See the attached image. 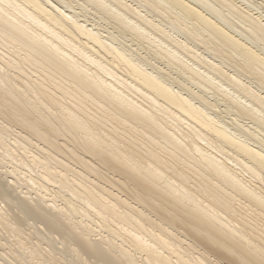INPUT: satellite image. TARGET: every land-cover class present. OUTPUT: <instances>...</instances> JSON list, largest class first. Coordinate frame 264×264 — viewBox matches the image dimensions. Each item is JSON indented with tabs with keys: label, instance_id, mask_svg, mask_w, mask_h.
Instances as JSON below:
<instances>
[{
	"label": "bare ground",
	"instance_id": "obj_1",
	"mask_svg": "<svg viewBox=\"0 0 264 264\" xmlns=\"http://www.w3.org/2000/svg\"><path fill=\"white\" fill-rule=\"evenodd\" d=\"M261 3L0 0V264H264Z\"/></svg>",
	"mask_w": 264,
	"mask_h": 264
},
{
	"label": "rangeland",
	"instance_id": "obj_2",
	"mask_svg": "<svg viewBox=\"0 0 264 264\" xmlns=\"http://www.w3.org/2000/svg\"><path fill=\"white\" fill-rule=\"evenodd\" d=\"M254 2H256V4H258V2L260 4H262L261 2H263V5H264V1H262V0H254ZM263 5H262V10L264 11V6Z\"/></svg>",
	"mask_w": 264,
	"mask_h": 264
}]
</instances>
